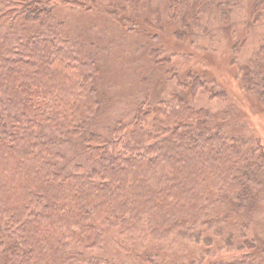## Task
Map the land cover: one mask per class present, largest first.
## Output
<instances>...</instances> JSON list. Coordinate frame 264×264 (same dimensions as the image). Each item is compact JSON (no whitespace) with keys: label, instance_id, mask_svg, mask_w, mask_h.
Returning <instances> with one entry per match:
<instances>
[{"label":"trees","instance_id":"16d2710c","mask_svg":"<svg viewBox=\"0 0 264 264\" xmlns=\"http://www.w3.org/2000/svg\"><path fill=\"white\" fill-rule=\"evenodd\" d=\"M44 2L0 0V230L17 235L2 264H74L69 242L85 248L100 243L92 216L124 231L146 223L155 234L212 244L211 236L190 228L213 225L207 196L225 192L234 207L252 199L249 174L258 161L264 164V150L227 138L210 111L191 106L178 92L173 106L139 112L128 141L139 150L117 154L99 183L92 175L57 172L36 134L47 122L71 130L96 112L92 80L106 44L93 43L96 53L87 49L92 62L80 60L81 49L66 47L62 22ZM263 2L256 0L254 10ZM193 10H199L196 4ZM31 24L32 30L22 27ZM138 24L145 39L160 36L154 26ZM150 44L149 54L159 51ZM257 55L264 56V46ZM255 90L264 99V85ZM146 120L155 136H147ZM144 140L154 141L144 147ZM255 191L264 196V188Z\"/></svg>","mask_w":264,"mask_h":264},{"label":"rangeland","instance_id":"374dc122","mask_svg":"<svg viewBox=\"0 0 264 264\" xmlns=\"http://www.w3.org/2000/svg\"><path fill=\"white\" fill-rule=\"evenodd\" d=\"M47 1L62 22L66 47L81 49L80 60L92 62L87 49L96 53L93 46L106 44L99 51L100 73L92 80L96 112L71 130L47 122L36 134L57 172L92 175L99 183L117 154L129 157L139 150L128 143L139 112L160 103L173 106L172 96L179 93L191 106L210 111L227 138L264 150V99L255 90L264 85V56L257 55L264 46V2L254 10L256 0ZM194 4L199 10H193ZM143 21L160 36L145 39L138 32ZM32 25L22 27L32 30ZM150 41L158 52L149 54ZM150 120L144 130L151 137ZM257 163L259 168L249 174L253 198L240 207L225 192L207 196L206 217L213 225L190 228L211 236L212 244L155 234L146 223L124 231L92 216L100 243L85 248L69 242L74 264H264V196L255 191L264 188V164ZM252 201L254 214L248 211ZM230 208L238 212L229 213ZM16 236L0 230V264Z\"/></svg>","mask_w":264,"mask_h":264}]
</instances>
